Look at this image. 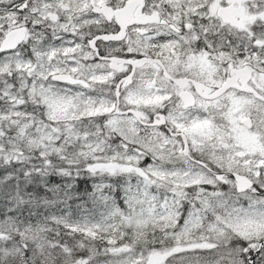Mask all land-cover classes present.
Listing matches in <instances>:
<instances>
[{
    "label": "snow or ice",
    "instance_id": "obj_1",
    "mask_svg": "<svg viewBox=\"0 0 264 264\" xmlns=\"http://www.w3.org/2000/svg\"><path fill=\"white\" fill-rule=\"evenodd\" d=\"M0 264H264V0H0Z\"/></svg>",
    "mask_w": 264,
    "mask_h": 264
}]
</instances>
